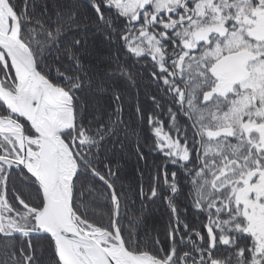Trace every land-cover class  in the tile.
<instances>
[{
	"label": "snow or ice",
	"instance_id": "obj_1",
	"mask_svg": "<svg viewBox=\"0 0 264 264\" xmlns=\"http://www.w3.org/2000/svg\"><path fill=\"white\" fill-rule=\"evenodd\" d=\"M0 264H264V0H0Z\"/></svg>",
	"mask_w": 264,
	"mask_h": 264
},
{
	"label": "trees",
	"instance_id": "obj_2",
	"mask_svg": "<svg viewBox=\"0 0 264 264\" xmlns=\"http://www.w3.org/2000/svg\"><path fill=\"white\" fill-rule=\"evenodd\" d=\"M145 97L141 94L139 97L130 96L128 98V102L125 104V115L127 116L128 111L130 110V106H134L137 100L139 103L143 104L145 101ZM123 171L121 173V181H123L125 187L129 184L133 185V188H138L141 183H146V177L141 178L135 170L138 168L144 167L143 161L137 162L134 156H127L121 161ZM121 181H117V185L120 184ZM183 199V196L180 197ZM130 199L135 200L134 205H130V216H134L136 214V210L140 208V201L131 196ZM167 210L162 204V202L158 199L155 204L151 206V211L147 212V223L146 227L151 230L153 227L157 229H163L165 222L167 221Z\"/></svg>",
	"mask_w": 264,
	"mask_h": 264
}]
</instances>
